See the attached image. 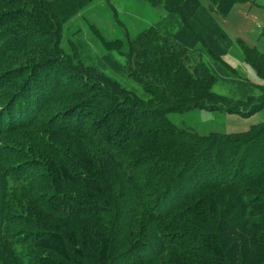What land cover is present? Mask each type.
I'll return each instance as SVG.
<instances>
[{"label":"trees","instance_id":"1","mask_svg":"<svg viewBox=\"0 0 264 264\" xmlns=\"http://www.w3.org/2000/svg\"><path fill=\"white\" fill-rule=\"evenodd\" d=\"M97 1L0 0V245L16 264H264V123L199 135L168 117L249 116L264 85L206 95L198 55L226 72L231 41L201 0H144L166 22L133 33L120 21L122 39L84 23L102 55L71 27ZM248 1L211 0L224 15ZM245 53L264 79V54Z\"/></svg>","mask_w":264,"mask_h":264},{"label":"rangeland","instance_id":"2","mask_svg":"<svg viewBox=\"0 0 264 264\" xmlns=\"http://www.w3.org/2000/svg\"><path fill=\"white\" fill-rule=\"evenodd\" d=\"M201 2L207 8L212 9L215 20L231 41L229 52L221 61L229 67L226 72L216 70L211 73L206 66L209 64L207 57L203 54L198 55V64L202 70L199 81L200 85L204 84L205 89L207 88L206 95L210 94L221 101L222 99L229 101L242 98L250 93L257 94L259 91L257 88L264 85V79L260 78L248 63L245 47L264 54V0L236 3L227 15L219 13L213 7L211 0H201ZM166 15L167 12L162 6L153 7L144 0H98L83 14L74 18L71 21V27L72 29L81 28L84 38L92 44L94 43L99 55H102L104 53H102L101 46L93 40L84 23L88 24L89 21L91 24L101 27L111 39L115 40L123 38V29L118 26L120 21L131 32L137 33L152 23H159L161 20L166 22V18L163 19ZM167 27L173 29L174 24L168 21ZM65 36L68 39L70 35L66 34ZM97 59H95L96 63L99 60ZM43 77H40L42 82H44ZM196 92L197 89L194 88L186 97L194 99ZM209 97L211 98V96ZM190 108L192 109L187 111L169 112L168 117L177 128L187 129L199 135L244 133L251 126L264 123V109L249 116H243L240 113H228L218 109L208 110L195 106ZM244 109L246 108L244 107ZM38 133H44L53 143L68 148L67 145H64L65 143L57 141L52 132L40 130ZM10 139V144L17 145V143L20 144L19 140L22 138L11 137ZM22 142L24 141L22 140ZM65 142L67 141L65 140ZM6 143H9L7 138L0 139V146L4 147L5 145L6 147ZM8 231L10 239L14 242L29 241L27 239L29 229L23 226L13 225ZM42 253L49 254V252ZM38 254L41 253L38 252ZM0 264H16L11 253L3 245H0Z\"/></svg>","mask_w":264,"mask_h":264}]
</instances>
